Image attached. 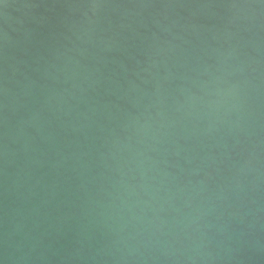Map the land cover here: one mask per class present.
<instances>
[{"label": "water", "instance_id": "water-1", "mask_svg": "<svg viewBox=\"0 0 264 264\" xmlns=\"http://www.w3.org/2000/svg\"><path fill=\"white\" fill-rule=\"evenodd\" d=\"M0 264H264V0H0Z\"/></svg>", "mask_w": 264, "mask_h": 264}]
</instances>
